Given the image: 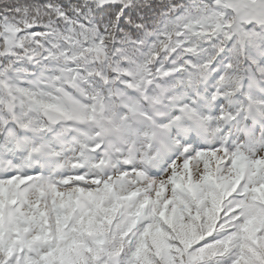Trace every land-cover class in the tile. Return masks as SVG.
I'll return each mask as SVG.
<instances>
[{"label":"snow or ice","instance_id":"obj_1","mask_svg":"<svg viewBox=\"0 0 264 264\" xmlns=\"http://www.w3.org/2000/svg\"><path fill=\"white\" fill-rule=\"evenodd\" d=\"M0 264H264V0H0Z\"/></svg>","mask_w":264,"mask_h":264}]
</instances>
